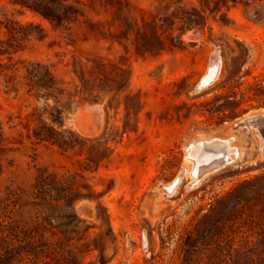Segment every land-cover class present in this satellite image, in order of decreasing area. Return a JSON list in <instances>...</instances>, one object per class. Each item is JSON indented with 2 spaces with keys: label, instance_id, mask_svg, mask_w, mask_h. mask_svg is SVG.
Returning a JSON list of instances; mask_svg holds the SVG:
<instances>
[{
  "label": "rangeland",
  "instance_id": "374dc122",
  "mask_svg": "<svg viewBox=\"0 0 264 264\" xmlns=\"http://www.w3.org/2000/svg\"><path fill=\"white\" fill-rule=\"evenodd\" d=\"M66 6L76 21H57ZM9 21L43 36L0 30V221L31 242L28 264H264V157L257 128L236 127L264 112V0H0ZM217 50L220 77L198 89ZM37 62L48 101L28 93ZM96 105L84 135L76 115ZM45 108L66 144L35 139ZM213 137L238 153L192 184L188 145Z\"/></svg>",
  "mask_w": 264,
  "mask_h": 264
},
{
  "label": "trees",
  "instance_id": "16d2710c",
  "mask_svg": "<svg viewBox=\"0 0 264 264\" xmlns=\"http://www.w3.org/2000/svg\"><path fill=\"white\" fill-rule=\"evenodd\" d=\"M66 8L72 11V16L66 18V20H61L62 18L60 17L57 18V21L62 23L64 21H76L78 14L74 11V8L72 6H66ZM42 15L52 24L56 21L47 12ZM2 26L6 28L9 39L12 41L27 40L31 37H35L38 40L43 39L39 25L28 24L25 26H16L15 23L9 21L7 23L0 22V30ZM2 54L0 52V55ZM25 78L27 79V85L29 87L28 93L34 91L38 98H43L47 101L56 97V81L47 65L40 62L28 64L26 66ZM47 111L48 109L45 108L38 114L40 125L33 132L35 139L39 142L48 141L53 144H66L64 138L66 131L60 130L64 127L63 111L56 108L55 111L49 113L51 123L57 125L59 129L45 123L43 118L47 114ZM5 208H8V206ZM16 229L13 223H9L5 219L0 221V264H28L27 261L33 253L32 244L28 241L27 237L25 240H21Z\"/></svg>",
  "mask_w": 264,
  "mask_h": 264
},
{
  "label": "bare ground",
  "instance_id": "6f19581e",
  "mask_svg": "<svg viewBox=\"0 0 264 264\" xmlns=\"http://www.w3.org/2000/svg\"><path fill=\"white\" fill-rule=\"evenodd\" d=\"M191 36L193 37H188V40L193 38L192 40L198 41L199 38H201V36L197 33H192ZM222 65V58L217 50L215 51L212 60L206 69V72L199 80L200 84L198 89L207 88L214 82H216V80L220 77ZM80 112L83 115L81 113H78L76 115V122H78L80 118L81 120L83 118V121L85 122L84 126H78V128L80 129V133L87 136L99 135L102 128L103 119V112L101 107L98 108L96 114V123L100 126V128H98L97 130L91 129L90 120L88 117L90 116V114L88 113V111H86V108L82 109ZM230 140L231 139H221L218 137H213L211 139L194 140L188 145L185 157L186 161L189 162L190 169L188 171V175L192 180V184H197V182L204 175L218 169L221 166L226 165L232 160V154L237 155L238 150L237 148L234 149L230 146ZM178 183L167 185L166 189L163 192L168 195H172L175 192Z\"/></svg>",
  "mask_w": 264,
  "mask_h": 264
},
{
  "label": "water",
  "instance_id": "95a60500",
  "mask_svg": "<svg viewBox=\"0 0 264 264\" xmlns=\"http://www.w3.org/2000/svg\"><path fill=\"white\" fill-rule=\"evenodd\" d=\"M99 107H100L99 105H96L86 108V111H88V113L90 114V116L88 117L90 120L91 129L97 130L98 128H100L99 124L96 123V114ZM83 120H84L83 118L82 120L81 118L79 119L78 121L79 126H84L85 122ZM252 126L257 128L258 136L260 139L258 154L261 157H264V112L257 114H250L249 116H247L246 118H244L243 120H241L239 123L236 124V127H242V128H248Z\"/></svg>",
  "mask_w": 264,
  "mask_h": 264
}]
</instances>
